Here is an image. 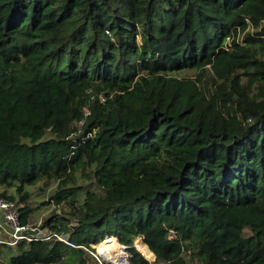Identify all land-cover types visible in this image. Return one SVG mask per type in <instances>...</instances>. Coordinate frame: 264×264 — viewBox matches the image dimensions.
<instances>
[{
    "label": "trees",
    "instance_id": "obj_1",
    "mask_svg": "<svg viewBox=\"0 0 264 264\" xmlns=\"http://www.w3.org/2000/svg\"><path fill=\"white\" fill-rule=\"evenodd\" d=\"M40 180L63 205L40 235L66 241L9 264H100L114 238L132 264H264V0H0V196L23 225Z\"/></svg>",
    "mask_w": 264,
    "mask_h": 264
},
{
    "label": "built area",
    "instance_id": "obj_2",
    "mask_svg": "<svg viewBox=\"0 0 264 264\" xmlns=\"http://www.w3.org/2000/svg\"><path fill=\"white\" fill-rule=\"evenodd\" d=\"M103 100V99H102ZM88 108L85 107L84 110L82 111V117L75 121L80 123V126L85 119L86 115L88 114ZM80 128V127H79ZM78 128V129H79ZM91 133H88V136H90ZM18 206L16 201L13 200H7L4 197L0 196V213L2 214V222H0V246H15L18 241L20 240H36V239H43V238H49V237H56L59 240L66 241V235L63 234H57V233H50L47 236L43 237L40 235V232L38 231L37 234H28L26 231L28 230H34L38 229V224L37 225H32V224H21L19 221V212H18ZM39 230V229H38ZM168 233L170 237H177L172 229H168ZM141 239V238H140ZM142 240V239H141ZM124 251V260L126 264H132L130 262L131 258V253L129 252L128 248L130 245L124 244L119 242L118 244ZM93 247L94 245L91 244ZM136 249L135 243L132 244ZM94 248V247H93ZM92 255L96 258V260L100 264H114L111 262H108L103 256H101L98 252H96L95 248L94 251H91ZM182 253L189 254L191 253V250H184L182 249ZM109 254H115V251L112 249ZM148 261L149 259L146 258ZM155 259L154 253H153V258L152 260ZM150 262V261H149Z\"/></svg>",
    "mask_w": 264,
    "mask_h": 264
},
{
    "label": "rangeland",
    "instance_id": "obj_3",
    "mask_svg": "<svg viewBox=\"0 0 264 264\" xmlns=\"http://www.w3.org/2000/svg\"><path fill=\"white\" fill-rule=\"evenodd\" d=\"M74 127H76L77 129L80 127V123L78 122H73ZM41 149V147H40ZM42 183V180L39 181L38 184H36L35 186H28V189L30 190L31 194H30V204L34 207L32 213H31V219L32 221L30 222V224L32 225H37L41 222V220L43 219V217L45 215H48L49 211L52 209H56L57 212L60 211L61 207L63 206L62 204L57 205L56 203H54L53 201H50V192H51V188L46 189L45 191L39 189V184ZM50 202H48V204H42L39 205V201H44L47 200ZM75 223V222H74ZM112 241H114V243L116 244V246H111L114 247L115 249H121V247L118 245L119 242L116 238L111 239ZM105 244H107L108 246H110L108 244L107 240H103ZM102 241V242H103ZM135 239L133 240L134 243ZM101 242V243H102ZM101 243H97L98 245L95 248L96 252H98V248L100 246ZM95 245V244H93ZM140 254H142L140 252ZM142 256L146 259L148 258L150 262H153L154 260H152L149 256L145 257L143 254ZM181 258L184 260L185 264H193V261L191 260V256L189 254L186 253H182L181 254ZM111 262V261H108ZM114 263V262H111ZM0 264H6L4 261H0ZM116 264V263H114Z\"/></svg>",
    "mask_w": 264,
    "mask_h": 264
},
{
    "label": "bare ground",
    "instance_id": "obj_4",
    "mask_svg": "<svg viewBox=\"0 0 264 264\" xmlns=\"http://www.w3.org/2000/svg\"><path fill=\"white\" fill-rule=\"evenodd\" d=\"M115 251V254H109L111 250ZM98 253L103 256L107 261L114 262L116 264H126L124 260V251L123 249H115L114 247L108 246L104 241L100 244L98 248ZM150 257V252H149Z\"/></svg>",
    "mask_w": 264,
    "mask_h": 264
},
{
    "label": "crops",
    "instance_id": "obj_5",
    "mask_svg": "<svg viewBox=\"0 0 264 264\" xmlns=\"http://www.w3.org/2000/svg\"><path fill=\"white\" fill-rule=\"evenodd\" d=\"M0 222H2V214L0 213ZM0 261H4L6 264H9L8 260V251L5 247H0Z\"/></svg>",
    "mask_w": 264,
    "mask_h": 264
},
{
    "label": "water",
    "instance_id": "obj_6",
    "mask_svg": "<svg viewBox=\"0 0 264 264\" xmlns=\"http://www.w3.org/2000/svg\"><path fill=\"white\" fill-rule=\"evenodd\" d=\"M38 229L36 228V229H34V230H28V231H26V233H28V234H37L38 233ZM94 247V246H93ZM139 253H140V251L138 250V249H136Z\"/></svg>",
    "mask_w": 264,
    "mask_h": 264
}]
</instances>
